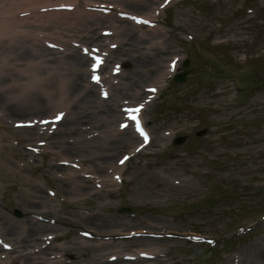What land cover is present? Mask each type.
Instances as JSON below:
<instances>
[{
    "label": "rangeland",
    "instance_id": "rangeland-1",
    "mask_svg": "<svg viewBox=\"0 0 264 264\" xmlns=\"http://www.w3.org/2000/svg\"><path fill=\"white\" fill-rule=\"evenodd\" d=\"M15 1L23 5L38 0ZM121 1L120 8L140 14L151 12L159 0H153L150 8ZM82 12L39 14L30 17V22L13 27L31 33L29 38L36 30H42L52 32L59 40L72 38L88 43L73 26L68 27V32L62 27L68 25L64 22L75 23ZM158 19V24L148 30V39L139 45L147 46L144 50L149 55L138 54L122 62V81L128 76L141 81L147 78L131 89L141 91L143 83L153 82L158 73L156 65L162 67L169 55L183 56L186 52L188 60L185 65L177 62L183 79L169 81L162 94L143 110L151 141L139 153L130 154L124 167L120 165V181L114 179L116 160L122 153L133 152V146L119 144L108 150L109 161L99 170L95 161H81L78 153H60L57 144L48 143L60 136L66 139L65 130L70 125L66 120L59 125L58 134H50L55 138L30 135L25 140L14 139V143L12 133L6 132L15 119L37 117L40 121L52 111H3L0 107V235H8L4 219L14 221L11 233L20 230L19 220L34 219L25 212L29 200L40 199L44 205L48 199L52 204L48 208L66 219L55 221L51 231L38 232L46 239L42 237L25 250L41 249L43 253L39 254L48 262H27L18 257L17 264H85L91 255L105 259L107 253L114 252L122 257L123 253L135 255L141 249L151 250L155 256L124 259L121 263L114 259L109 264H264L257 254L264 249V220L259 216L264 213V0H171ZM120 23L139 33L146 30L125 21ZM106 25H94L95 31ZM65 32L68 36H61ZM219 40L222 43H216ZM21 45V56L31 57L33 47L23 42ZM115 49L120 54V47ZM46 51L48 56L55 55L52 50ZM2 54L3 51L0 57ZM145 64L150 67V74L145 71ZM108 67L109 64L107 73ZM52 72L57 74L54 68ZM85 75L79 80V87ZM74 91L70 89V93ZM110 93L115 99L127 97L113 88ZM29 94L36 97L37 93L25 92L23 98ZM93 95L98 97L97 89ZM109 99L104 101L113 102ZM201 128H205V133L195 136L194 132ZM177 135H185V139L178 145L171 144ZM91 140L95 143L97 139ZM85 143L81 145L84 148ZM137 143L135 140L132 144ZM46 144L49 147H44ZM61 157L77 168L69 164L62 168L51 166ZM88 170L93 173L83 172ZM92 174L96 180L95 176L90 177ZM67 175L86 181L82 192L59 190L65 181L62 177ZM118 221L129 223L120 225ZM99 223L107 233H115L96 234ZM81 229L89 231L91 237L82 236ZM138 229L159 235L118 237L119 232ZM194 233L212 238L214 243L207 245L193 239L190 235ZM49 236H55L54 240ZM1 251L6 255L0 257L3 264L9 263V255L18 254L16 250Z\"/></svg>",
    "mask_w": 264,
    "mask_h": 264
},
{
    "label": "bare ground",
    "instance_id": "bare-ground-1",
    "mask_svg": "<svg viewBox=\"0 0 264 264\" xmlns=\"http://www.w3.org/2000/svg\"><path fill=\"white\" fill-rule=\"evenodd\" d=\"M48 0L42 1L47 2ZM75 1V0H73ZM130 1V4L133 6H144L148 0H125ZM41 2V3H42ZM77 2V0H76ZM149 5L147 4L146 7ZM60 12H65L62 10L59 11H47V14H56ZM91 18L86 20V17L82 19L84 22L77 21L76 25L81 26L83 30L86 32L83 33V36H87L88 38H92L91 41L99 40L102 42V38H100L94 31L90 29L91 24H97L98 19H103V15H98L97 13H90ZM151 15V14H150ZM23 20V18H15L11 21ZM9 20L0 19V45H3L4 42H7L9 45L3 50V54L0 57V105H2V109L4 111L10 109H19V111L25 110H33L34 112L44 113L50 110H55L56 108H64L68 107V111L70 113V118L67 119V116H63L60 120L59 124L62 123L63 120L69 122L68 128L65 130V138L62 136L56 137L49 136V138L54 137L53 141L48 140V143L53 142V144H57L58 152H73L78 153L81 161H94L96 160V167L99 170H102V163L106 161L107 151L112 147H116L120 144V146H124L125 143L130 142L129 135L127 132L119 131L117 128L113 132L110 128H108L107 124L109 120L113 121L114 118L120 117L117 113L116 105L110 102H100L97 99L94 100V96L92 94V90L90 88L85 89L79 88L78 82L81 76H83L82 63L84 62V58L76 55V53L69 54L70 56L66 58L64 61L62 59H58V67L62 68V75H55L51 72L53 66L50 63H53V59H45L42 57V60H28L25 58H21L20 53L16 49H10L11 46H15L18 48L20 45L18 41L15 42V36L12 35L11 24L12 22ZM106 27H103L104 29ZM114 40L112 42L121 43L126 46L122 47V50L125 54L129 56L136 55V52L139 54L145 55V51H137L136 47L142 42L143 39L146 38L142 33H133L131 30L126 29L125 26H119L116 30V34L114 35ZM59 63H63V66L59 65ZM55 65V64H54ZM149 68H147L148 70ZM162 72V71H161ZM141 73V72H139ZM164 71L161 73L163 74ZM140 75V74H139ZM142 73L140 76H143ZM55 78L57 79L55 81ZM140 80H135L131 76L125 78V80L121 83L122 87H116L120 89H124L123 93L128 94L130 98H137L139 95L135 92L130 91L133 86ZM145 86H151L152 84L147 83ZM77 89V91L70 95V89ZM27 90L36 92V97H31L29 94L27 97L23 98V93ZM29 97V100H23ZM32 105L33 108H29ZM133 105V104H127ZM71 109V110H70ZM30 113V112H29ZM99 113V116L97 117ZM27 114V113H26ZM30 116H38V115H30ZM68 116V117H69ZM111 118V119H109ZM14 121H19V119H15ZM13 121V122H14ZM104 122V123H101ZM59 124L57 127V131L53 132L54 134H58ZM85 128L89 127L91 129L82 130V126ZM88 125V126H87ZM101 126H104L102 128ZM32 128V129H30ZM28 128H8L6 132L12 133V139H20L25 140L30 135H42L43 131L40 129L39 125L35 124L32 127ZM92 128L100 129L98 135L96 137L85 138L84 133H91ZM93 129V130H94ZM21 130V131H20ZM20 131V132H19ZM25 131V132H23ZM84 131V132H81ZM19 132V133H18ZM81 135V136H79ZM92 138H96L95 143L92 142ZM35 139H37L35 137ZM83 140L86 142L84 145L87 146L84 148L82 145ZM7 147V146H5ZM44 147H49L47 144ZM97 160H99L97 162ZM54 166V165H51ZM60 167V166H57ZM62 168V166H61ZM104 170V169H103ZM93 172V171H86ZM65 181L63 185H59V190L68 191V192H82L85 182L83 179L77 177H71L69 175L62 177ZM28 184L33 183L32 181H27ZM32 186H34L32 184ZM69 189V190H67ZM35 190V186L33 187V191ZM29 200L26 204L27 213H33V215H40L42 217H48L49 219H54L58 221H65V217L59 216L61 215L59 212H54L48 207L51 204L48 199H46V204L43 205V200ZM40 206H44L46 208H40ZM24 217H26L24 215ZM56 218V219H55ZM7 224V233L8 235H3L5 238L4 242H10L12 246V251H18L16 257L11 255L10 259L8 258L9 263L14 262L17 264V258L22 257L27 260V262H31V260L37 263H42L39 260L41 259L45 262L44 257L40 255L38 252L37 255H33L28 252V245H35L37 240H40L42 236H39L38 233L40 231H51L54 225L43 223L37 220H33L32 218H25V220H19L18 224H22L20 226L19 231H15L11 233V225H15L14 221L4 219L2 220ZM120 225H126L128 221H118ZM95 225V224H94ZM99 227L97 234H110L113 235L115 232L107 233L108 231L103 228V224L99 223L96 225ZM121 233V232H119ZM77 246H82V242H74ZM101 245V242L99 246ZM30 246V247H31ZM100 249V248H98ZM151 251V250H149ZM153 252V251H151ZM115 255L116 253L111 252L105 255V259L101 255H91L85 264H109L106 256ZM259 259L264 263V249L257 252ZM115 257H118L117 255ZM256 257V256H255ZM107 261V262H106ZM123 261V259H117V262ZM2 264V261L0 260ZM30 264V263H27ZM51 264H59L56 262H52Z\"/></svg>",
    "mask_w": 264,
    "mask_h": 264
},
{
    "label": "snow or ice",
    "instance_id": "snow-or-ice-1",
    "mask_svg": "<svg viewBox=\"0 0 264 264\" xmlns=\"http://www.w3.org/2000/svg\"><path fill=\"white\" fill-rule=\"evenodd\" d=\"M93 79L98 80V77H93ZM152 91H155V89H152ZM142 107H143V105H141V108H142ZM140 110H141L140 108H137V109H133L132 111L138 113ZM62 116H63V113L57 115L55 119H56L57 121H59V120L62 118ZM132 119H133V120H137V117H136V116H132ZM137 130L140 131V134H141L142 136H144L145 142H147V140H148V136H147V134L143 131V129L140 128V125H139L138 122H137ZM125 159H128V158L125 157ZM120 162L123 163L124 161L121 160ZM117 179H119V178H117ZM4 247L7 248V247H10V246L5 244Z\"/></svg>",
    "mask_w": 264,
    "mask_h": 264
},
{
    "label": "water",
    "instance_id": "water-1",
    "mask_svg": "<svg viewBox=\"0 0 264 264\" xmlns=\"http://www.w3.org/2000/svg\"><path fill=\"white\" fill-rule=\"evenodd\" d=\"M183 139V137H178L177 139H175V142H179Z\"/></svg>",
    "mask_w": 264,
    "mask_h": 264
}]
</instances>
